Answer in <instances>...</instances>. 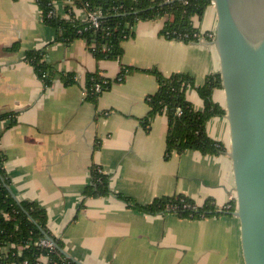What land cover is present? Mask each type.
<instances>
[{"label":"crops","instance_id":"obj_1","mask_svg":"<svg viewBox=\"0 0 264 264\" xmlns=\"http://www.w3.org/2000/svg\"><path fill=\"white\" fill-rule=\"evenodd\" d=\"M65 4L55 3L63 18L68 17ZM75 13L85 20L84 10ZM166 22L138 23L123 43L121 60L99 61L82 39L59 42V32L43 22L36 0H0V116L9 115L0 122L5 171L17 199L43 208L51 234L83 264H245L240 221L232 214L151 215L118 197L144 206L184 195L198 206L212 200L218 213L236 197L225 117L206 126L208 136L226 148L217 155L187 151L167 157V116L145 125L149 98L159 88L146 71L190 75L194 86L187 99L197 111L204 110V102L196 88L220 71L212 38L189 43L167 38ZM216 22L212 4L202 19L193 18L204 34L214 35ZM28 51L43 52L55 72L50 86L27 62ZM122 67L135 71L97 102L86 100V74L115 79ZM61 74H74L77 83L66 86ZM213 101L225 109L222 89L214 91ZM94 168L109 178L110 195L85 194Z\"/></svg>","mask_w":264,"mask_h":264},{"label":"trees","instance_id":"obj_2","mask_svg":"<svg viewBox=\"0 0 264 264\" xmlns=\"http://www.w3.org/2000/svg\"><path fill=\"white\" fill-rule=\"evenodd\" d=\"M65 2L67 18L58 15L55 3ZM43 22L59 32V42L71 43L82 39L87 43L91 53L99 60H121L124 54L123 43L134 36V27L140 22L167 19L162 32L170 39L186 43L196 42L195 34L200 30L193 25V18L202 19L212 4L210 0H36ZM100 13V27L94 29L87 20L79 19L75 10ZM27 62L35 68L38 77L48 87L55 79V72L47 63L41 51H28ZM135 71L122 67L115 79L100 74H86L83 89L87 101L97 102L99 96L110 90L114 84L122 83ZM153 74L158 81V91L149 98L150 111L145 118V125L158 115H166L169 122L167 136V157L183 154L187 151H199L204 155H217L226 152L221 142L211 139L206 126L214 117H224L225 109L213 101L216 89H222L220 74L208 76L203 86L196 88L204 102V110L197 111L187 99V89L194 86V79L185 73L164 76L157 69L146 71ZM62 82L68 86L77 83L74 74H61ZM100 85L101 91L96 92ZM178 109L182 112L178 114ZM9 119L1 115L0 122ZM1 137V136H0ZM92 185L85 194L92 197L111 194L109 178L98 168L93 170ZM11 181L5 171V156L0 152V264H75L65 258L58 250H51L40 245L46 240L42 230L65 249L62 241L53 236L48 228L46 211L35 202L18 203L8 191ZM130 207L147 214L157 215L172 213L181 218L201 219L213 215L233 213L236 200H232L228 211H220L208 200L196 210L197 204L184 195L163 197L149 205H139L134 200L119 195ZM191 206V207H184ZM170 207V209H169ZM174 208V209H173Z\"/></svg>","mask_w":264,"mask_h":264},{"label":"water","instance_id":"obj_3","mask_svg":"<svg viewBox=\"0 0 264 264\" xmlns=\"http://www.w3.org/2000/svg\"><path fill=\"white\" fill-rule=\"evenodd\" d=\"M245 264H264V0H210ZM11 196L18 202L13 191ZM66 259L83 264L42 230Z\"/></svg>","mask_w":264,"mask_h":264},{"label":"built area","instance_id":"obj_4","mask_svg":"<svg viewBox=\"0 0 264 264\" xmlns=\"http://www.w3.org/2000/svg\"><path fill=\"white\" fill-rule=\"evenodd\" d=\"M57 13V12H56ZM58 14V13H57ZM59 15V14H58ZM100 17H101V14L100 13H96V12H86V18H85V20H87V21H89L90 23H91V26L94 28V29H98L99 27H100ZM195 36V38H197V40H200L201 38H207V37H210V38H214V35L212 34H204V33H200V34H195L194 35ZM101 91V87H100V85H97L96 86V92H100ZM178 114L179 115H181L182 114V112L180 111V109H178ZM100 172H102L101 170H99ZM235 199V198H234ZM233 199V200H234ZM185 208L186 207H191V206H184ZM197 207H198V205L197 206H192V209H194V210H196L197 209ZM229 208H230V205H228V206H226L225 208H224V210L225 211H228L229 210ZM169 209H170V207H169ZM174 209V208H173ZM40 245H42V246H45V247H48L49 249H51V250H54L55 248L53 247V245L49 242V241H47V240H42L41 242H40Z\"/></svg>","mask_w":264,"mask_h":264},{"label":"rangeland","instance_id":"obj_5","mask_svg":"<svg viewBox=\"0 0 264 264\" xmlns=\"http://www.w3.org/2000/svg\"><path fill=\"white\" fill-rule=\"evenodd\" d=\"M197 41H199V40H197Z\"/></svg>","mask_w":264,"mask_h":264}]
</instances>
